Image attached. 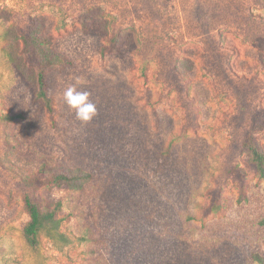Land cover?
<instances>
[{"label":"rangeland","instance_id":"rangeland-1","mask_svg":"<svg viewBox=\"0 0 264 264\" xmlns=\"http://www.w3.org/2000/svg\"><path fill=\"white\" fill-rule=\"evenodd\" d=\"M30 17L70 61L46 74L52 113L32 101L20 44L3 38ZM112 29L124 35L117 52L103 48ZM257 37L264 0H0V264L264 263V180L240 147L264 109ZM72 85L97 104L86 125L63 100ZM235 164L244 197L227 175ZM41 167L90 180L38 192L61 202L62 223L33 250L19 180ZM213 188L223 208L204 216Z\"/></svg>","mask_w":264,"mask_h":264},{"label":"trees","instance_id":"trees-1","mask_svg":"<svg viewBox=\"0 0 264 264\" xmlns=\"http://www.w3.org/2000/svg\"><path fill=\"white\" fill-rule=\"evenodd\" d=\"M81 23L86 27V18H82ZM103 28H101L102 30ZM44 21L41 17H30L25 26L17 27L15 30L8 28L4 31L3 38L9 42L7 48L13 43L20 44L23 56V64L27 68L35 69L36 73L32 77V89L34 103L37 102L44 107L48 113L53 112L52 98L47 92L46 74L54 67H64L70 64V61L62 54L54 51L51 45V38L44 36ZM124 35L120 29H112L110 37L106 38L107 45L103 48L108 52H117L116 48L122 46ZM254 47L264 57V37L254 38ZM10 62L17 78L26 82L25 75L20 68V61L14 56L9 55ZM35 90V92H34ZM14 117H6L7 121ZM264 132V109L258 111V116L252 121L250 131L246 132L241 150L249 157V167L261 179L264 180V151L256 140V134ZM227 175L232 177L237 183L239 194L245 196L246 179L245 174L241 172L238 164L228 169ZM90 175L80 169L51 172L45 167L39 168L33 175H22L19 180V186L22 190L23 209L28 216V221L23 225L21 234L24 242L30 249H36L39 246L41 236L54 239L60 236L59 229L62 218L58 216L61 209V202H41L38 192L49 186L58 189L77 191L89 183ZM223 208L221 189L213 188L209 191V203L202 209L204 216L220 212ZM256 259L260 260L258 257ZM260 263L264 264L261 260Z\"/></svg>","mask_w":264,"mask_h":264},{"label":"clouds","instance_id":"clouds-1","mask_svg":"<svg viewBox=\"0 0 264 264\" xmlns=\"http://www.w3.org/2000/svg\"><path fill=\"white\" fill-rule=\"evenodd\" d=\"M63 100L69 109L74 110L76 119L82 124L90 123L98 114L97 104L91 99V93L79 90L76 85L69 86L63 92Z\"/></svg>","mask_w":264,"mask_h":264}]
</instances>
